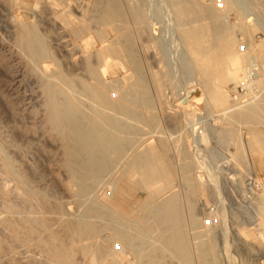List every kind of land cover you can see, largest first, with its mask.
<instances>
[{
    "label": "rangeland",
    "instance_id": "1",
    "mask_svg": "<svg viewBox=\"0 0 264 264\" xmlns=\"http://www.w3.org/2000/svg\"><path fill=\"white\" fill-rule=\"evenodd\" d=\"M121 1L122 3L135 2L133 0ZM140 1L144 4L147 3L146 5L151 12H153L152 9L155 10L152 15V24L159 41H162V47L165 45L163 49L158 51L159 56H156L151 49L152 47L147 50L144 49L146 50L144 52L143 44L145 45V43H141L139 39L135 40V48L139 51H137V55L140 57L141 72L148 90L152 94L150 95L152 110L150 113L145 112V114L154 117L155 125H158L149 129L144 128L143 133L141 132V138L154 141L156 137L163 136V140L167 141L166 147L169 149L164 150L165 155L168 156H165V160L173 162L176 161V156L171 150L175 149V145H191L190 148L193 149L192 134L195 128H198L196 130L199 132L200 128L205 127L206 129L212 124L213 127L211 126V128L216 126L214 123L220 114V108L209 104L211 99L216 103H224L230 106L232 103L234 105L246 101L248 96L240 99L241 101H233L230 90L236 86L237 80L228 76L226 65L220 59H214L208 63L207 73H203L204 77H202L201 72L198 73L199 70L194 68L191 57L176 36L178 35L176 28L169 25L170 22L167 17L170 14L167 10L169 8L168 0ZM259 1L234 0L235 5H232L222 16L224 28L237 39L235 44L237 53H239V43L242 41L247 43L249 39L257 44L255 52L258 55L264 52V20L259 13L262 6ZM93 2L94 0H0V264H53L41 247L37 245L39 244L37 241L40 239H43V242L46 240L56 247L63 246V251L68 252L63 260L66 264H114L111 256L96 249L100 238L110 234L109 229H107L110 222H101L94 217L95 215L86 210L84 208L85 199L97 196L105 210L115 212L113 214L121 219H135L138 212L140 213L143 209L148 194L153 191L155 183L143 186L138 184L137 176L133 172H127L121 179L115 181L110 177L111 175L102 177L89 195L83 197L82 194L77 193L74 176L70 168L65 165L63 144L46 123L42 66L46 65L45 75L61 70L60 72L67 76L74 75V77L86 78L85 69L80 61L81 55L78 53L82 54L81 51L84 50L82 42L87 39L88 36L86 35L89 31L85 29L73 34L68 29V25L70 26L68 22L71 18L72 21L76 20L73 22L74 24L81 25L82 23L81 26L87 25L92 31L96 25L93 21L96 16L95 11L92 10ZM197 2L201 5H209L215 3V0H197ZM70 13H73V16L68 17L67 15ZM64 17L67 20L64 21ZM241 23L247 32L236 27ZM253 23L254 30L249 27ZM29 26L34 28L37 36L40 35L38 36L40 39H44L47 49L49 48L48 50L52 52L53 59L31 60L29 53L22 44L24 28ZM109 36L111 37L112 33H109ZM141 39V41L145 40L144 37ZM159 57L163 59L161 60ZM242 65L245 69L247 62L243 60ZM164 67L171 71H169L168 77L161 79L163 82L160 80L163 83L161 94L162 90L160 93L156 90L154 76L150 75L151 72L153 75ZM257 67L258 79L260 78L261 81L258 82L257 80L256 82L255 95L264 87V66L257 63ZM120 71L122 70L119 67L110 66L106 70L105 80L110 81L119 78L124 74L123 71ZM191 89L196 90L197 100L187 99L185 103L180 102L185 97L180 95L181 97L178 98L177 93L182 94L184 90ZM81 100L85 108L87 102L84 99ZM160 103L167 105L164 106L165 110L161 108L163 104L160 106ZM157 121L161 122L158 124ZM230 124V127L235 130L238 136L243 138L245 143H243L241 160L233 164L235 167L232 163L226 166L224 164L226 157L229 153L236 152V143L229 141L225 144L214 131L206 134L205 139L201 138L198 133L197 139L200 143H197L196 161L199 163L202 161L201 167L197 168L198 172L205 180L208 178L206 177L207 173H211L219 167L221 173L218 176L222 187L219 196L207 197L208 202L205 201V207H201L200 202H197L198 199H195L196 201L192 199L198 198L195 192L190 194L189 200H194L193 209L196 210V217L200 223L203 224V221L209 217L215 221V225L206 226L216 246L213 253L214 262L212 261V263L264 264V155L257 150L252 140L253 137H256L260 145L264 147V129L263 125L257 123L250 125L247 123H228V126ZM225 125L220 124L219 126L228 127L227 124ZM154 131L159 132L155 133ZM177 135L179 136L177 137ZM184 135L187 139L184 138ZM222 161L225 166H221ZM248 161L251 162L252 167L246 172ZM243 167L244 169H242ZM201 168L206 169L205 172L203 170L204 173ZM227 168H232V170L227 171ZM176 177H172L170 192L164 193L161 198L177 192L179 193V206L184 209L188 199H184L186 192L183 190V183ZM112 185L116 194L113 199H110L109 194ZM215 196L218 198L216 199ZM84 213H87L86 221L93 223L96 232L93 236L84 237H75L69 234L65 225L76 220L79 214ZM30 230L35 231V236L28 235ZM188 232V234L192 233L191 230ZM255 232H258L257 235ZM189 236L190 243L199 241L192 239L191 235ZM118 241L117 239L111 241L114 248H116ZM192 247L193 244H191ZM133 258V252L127 251V254L121 256L119 264H139ZM192 258L183 264H197L194 260V254H192ZM164 262L166 264H178L169 256H165Z\"/></svg>",
    "mask_w": 264,
    "mask_h": 264
},
{
    "label": "bare ground",
    "instance_id": "2",
    "mask_svg": "<svg viewBox=\"0 0 264 264\" xmlns=\"http://www.w3.org/2000/svg\"><path fill=\"white\" fill-rule=\"evenodd\" d=\"M133 2L122 3L121 0H94L92 10L96 13L93 19L96 25L94 26V23H92L94 26L92 31L87 25L81 26L82 23L81 25H76L73 23L76 20L72 21L71 18L69 19L68 23H70V26L68 25V29L73 34H77L79 31L82 32L85 29L89 31L86 35L88 36L87 39L82 42L84 50L81 51L82 54L78 53V55H81L80 61L85 69L86 78L74 77V75L67 76L60 72L61 70L53 71L50 75H45L46 65L42 66L46 123L52 133L63 144L65 165L70 168L74 176V185L77 193L82 194L83 197L89 195L96 183L106 175H111L110 177L115 181L121 179L127 172H133L137 176L138 184L144 186L155 183L153 191L148 194L147 201L143 204V209L140 213L138 212V216L135 219H121L113 214L115 212L112 213L109 210H105V207L101 205L102 202L98 201L97 196L85 199L86 204L84 208L86 210L95 215L94 217L98 218L101 222H110V226H107L110 234L108 233L109 235L107 234V236L100 238L101 240L97 243L96 248L98 251L111 256L114 264H119L121 256L125 253L127 254V251L133 252V259H136L139 264H166L164 262L165 256H169V258L175 260L178 264H183L193 259L192 254H194V260L197 264H214L212 261L214 259V248L216 247L215 241L209 234L208 227L200 223V220L196 217L193 201L198 199L197 202L199 201L202 206L199 205L205 207V201L208 202L207 197L220 195L222 185L220 184L218 174L221 173V170H219V167L214 168V171L207 173V179L204 180L201 177L197 168L201 167L202 161L200 163L196 161L197 143H200L197 139V134L199 133L201 138L205 139L206 134L213 133L214 131L225 144L229 141L236 143V152L228 154L224 162L226 166H229L231 163L232 165L236 164L241 160L244 140L230 127L231 124L228 126V123H247L249 125L257 123L258 125H263L264 129V87L255 95L256 82L257 80L258 82L261 81L260 78L258 79L257 63L264 66V52L258 55L255 52L257 44L253 43L250 39L246 43L247 52L239 54L235 50L237 39L226 31L222 23V16L232 5H235L234 0H223L221 9L216 8L215 3L201 5L197 0H168L169 8L167 10L170 14L167 17L170 22L169 25L172 28H176L175 30L178 33L176 36L180 40L179 42H181V45L191 57L194 68L199 70V74L200 72L202 73V77H204L203 73H207L208 63L214 59H220L226 65L228 76L237 80V84L243 80L250 65L256 66L257 71L249 84L246 93L248 96L247 100L234 105L232 103V105L228 106L224 103H216V101L211 99L209 104L211 103L220 108V114L216 123L213 122L216 126L211 128V126L213 127L212 124L209 126L210 128L208 126L206 129L205 127L200 128L199 132L196 130L198 128L193 129L194 133L191 131L194 139L192 142L193 149L192 147L190 148L191 145H175V149L170 150L174 152L176 161L167 162L165 160V156L167 155L164 153V150L167 148V141L163 140V136L159 137L157 135L158 137L154 141L148 138H141L144 128L149 129L158 125H155L156 120L154 117H149L150 115L148 116L147 114L146 116L145 114V112L150 113L152 110L150 99V95L152 94L149 92L150 90H148L141 72L140 57L137 55L138 50L135 48V40L139 39L141 43H145V45L143 44V50L152 47L151 49H153V53L156 56L158 55V51L161 48L163 49L165 45L162 47V41H159L152 24V15L155 10L152 9L153 12H151L148 5H146L147 3L144 4L140 0H133ZM259 2L263 6L260 7L259 13L264 20V0H260ZM72 14L70 13L67 16H73ZM91 16L93 15L91 14ZM65 20L67 19L64 17ZM79 20L81 21V19ZM243 26V23H241L236 27L246 31ZM249 27L254 30V23ZM23 32L24 40L22 44L29 53L31 60L42 61L43 58L53 59L51 50L47 49L44 39H40L38 37L40 35H36L33 27H25ZM109 33H112L111 37H108ZM142 37L145 40L141 41ZM78 46L80 45L78 44ZM160 59L162 60L163 58ZM243 60L247 62V66L244 65L245 69L242 65ZM110 66L119 67L124 74L110 81L105 80L106 70ZM169 71L171 70L164 67L161 71L153 73V75L151 72L150 76H154L153 79L156 80V90L158 93L162 90V94L163 81L161 79L166 76L168 77ZM151 83L153 84V82ZM180 95L185 97L180 100L183 103L187 102V99L197 100L196 90L193 89L184 90L182 94L177 93L178 98L181 97ZM81 99L87 102L85 108ZM162 104L160 103V106L162 105L161 108L165 110L164 106L166 104ZM220 124L224 126L227 124L231 129L219 126ZM184 138L187 139L185 135ZM252 140L257 150L264 155L263 145H260L256 137H253ZM139 146L141 147L138 148ZM222 163L223 161L221 162V166L223 165ZM233 166L235 167V165ZM250 167H252V164L248 161L247 170L245 168L246 172L250 170ZM203 170L205 172L206 169H202V172ZM226 170L230 171L232 168H227ZM173 176H177L183 183V190L186 192V198L184 199H188L184 209L179 206V193L177 192L170 193L161 198L164 193L170 190ZM113 187L112 185L110 188V199H113L116 194ZM193 192L196 193L195 195L198 198H192L194 200L191 201L189 200V196ZM218 196H215L216 199ZM86 215L87 213L79 214L76 220L66 224V231L68 230L69 234L75 237L93 236L96 232L95 227H93V223L86 221ZM189 230H191V234H188ZM28 235L35 236V231L30 230ZM189 235H191L192 239H198L199 241L190 243ZM113 239L119 240L116 248L111 244ZM37 242L39 243L37 245L49 257L50 262L53 264H66L63 260L68 252L63 251V246H53L46 240L43 242V239ZM191 244H193L192 248Z\"/></svg>",
    "mask_w": 264,
    "mask_h": 264
},
{
    "label": "built area",
    "instance_id": "3",
    "mask_svg": "<svg viewBox=\"0 0 264 264\" xmlns=\"http://www.w3.org/2000/svg\"><path fill=\"white\" fill-rule=\"evenodd\" d=\"M215 6H216V8L221 9L223 6L222 0H215ZM238 52L239 53L247 52V44L244 41L239 43ZM248 69L249 70L246 72L243 80L240 81L238 84H236V86H234L230 90V95H232V99L234 102L241 101L240 99H242L243 97H247L246 93L248 91L249 84L252 81V79L254 78L256 71H257L256 66H254V65H250V67ZM203 224L205 226L209 227V226L215 225V221H214V219L209 217L203 221Z\"/></svg>",
    "mask_w": 264,
    "mask_h": 264
}]
</instances>
